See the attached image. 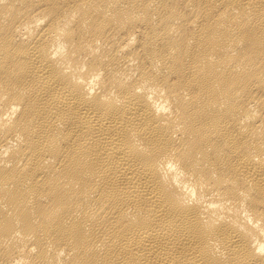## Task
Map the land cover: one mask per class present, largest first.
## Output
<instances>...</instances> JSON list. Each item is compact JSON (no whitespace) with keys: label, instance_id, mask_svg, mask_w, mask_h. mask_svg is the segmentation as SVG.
<instances>
[{"label":"bare ground","instance_id":"1","mask_svg":"<svg viewBox=\"0 0 264 264\" xmlns=\"http://www.w3.org/2000/svg\"><path fill=\"white\" fill-rule=\"evenodd\" d=\"M0 264H264V0H0Z\"/></svg>","mask_w":264,"mask_h":264}]
</instances>
